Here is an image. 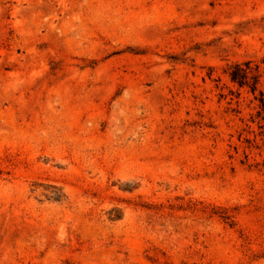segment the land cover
I'll list each match as a JSON object with an SVG mask.
<instances>
[{"label": "rangeland", "instance_id": "obj_1", "mask_svg": "<svg viewBox=\"0 0 264 264\" xmlns=\"http://www.w3.org/2000/svg\"><path fill=\"white\" fill-rule=\"evenodd\" d=\"M262 101L264 0H0V264H264Z\"/></svg>", "mask_w": 264, "mask_h": 264}, {"label": "trees", "instance_id": "obj_2", "mask_svg": "<svg viewBox=\"0 0 264 264\" xmlns=\"http://www.w3.org/2000/svg\"><path fill=\"white\" fill-rule=\"evenodd\" d=\"M230 80L239 87H248L252 93H255L259 85V68L252 67L250 62L235 64L229 68ZM263 108L264 102L262 101Z\"/></svg>", "mask_w": 264, "mask_h": 264}]
</instances>
